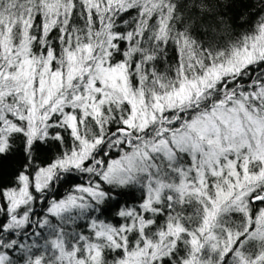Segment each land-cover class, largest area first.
<instances>
[{"label": "snow or ice", "instance_id": "6c2138e0", "mask_svg": "<svg viewBox=\"0 0 264 264\" xmlns=\"http://www.w3.org/2000/svg\"><path fill=\"white\" fill-rule=\"evenodd\" d=\"M0 0V264H264V0Z\"/></svg>", "mask_w": 264, "mask_h": 264}, {"label": "trees", "instance_id": "16d2710c", "mask_svg": "<svg viewBox=\"0 0 264 264\" xmlns=\"http://www.w3.org/2000/svg\"><path fill=\"white\" fill-rule=\"evenodd\" d=\"M244 2H246V0H236L237 7L233 9V12L237 13L240 10L239 5Z\"/></svg>", "mask_w": 264, "mask_h": 264}]
</instances>
